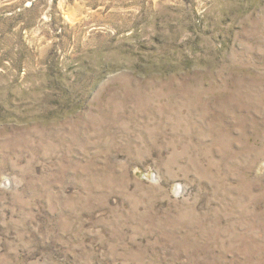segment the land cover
<instances>
[{
	"label": "rangeland",
	"instance_id": "obj_1",
	"mask_svg": "<svg viewBox=\"0 0 264 264\" xmlns=\"http://www.w3.org/2000/svg\"><path fill=\"white\" fill-rule=\"evenodd\" d=\"M0 264H264V0H0Z\"/></svg>",
	"mask_w": 264,
	"mask_h": 264
}]
</instances>
